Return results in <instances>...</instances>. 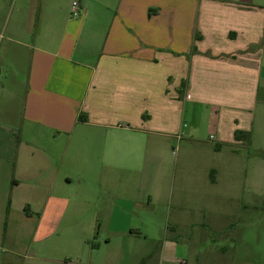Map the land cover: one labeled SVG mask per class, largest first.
<instances>
[{
  "label": "crops",
  "instance_id": "0c3cea01",
  "mask_svg": "<svg viewBox=\"0 0 264 264\" xmlns=\"http://www.w3.org/2000/svg\"><path fill=\"white\" fill-rule=\"evenodd\" d=\"M203 111L219 144L202 203L264 210V0H0V264H64L32 242L67 216L69 174L109 189Z\"/></svg>",
  "mask_w": 264,
  "mask_h": 264
},
{
  "label": "rangeland",
  "instance_id": "374dc122",
  "mask_svg": "<svg viewBox=\"0 0 264 264\" xmlns=\"http://www.w3.org/2000/svg\"><path fill=\"white\" fill-rule=\"evenodd\" d=\"M209 115L203 111L193 117L194 134L187 125L180 138L158 143L157 154L131 159L133 163L115 173L109 189L105 183H82L70 173L73 183L64 191L62 206L68 214L58 224L43 223L44 232L32 242L34 253L64 264H163L161 247L175 237L179 250L164 264H232L247 258L264 264L263 208L243 218L235 201L202 203L211 181L207 169L215 163L219 144L210 138ZM221 176L219 183L227 182ZM158 187H163L161 197ZM108 195L117 203L104 212ZM256 216L261 217L259 224L252 222Z\"/></svg>",
  "mask_w": 264,
  "mask_h": 264
},
{
  "label": "trees",
  "instance_id": "16d2710c",
  "mask_svg": "<svg viewBox=\"0 0 264 264\" xmlns=\"http://www.w3.org/2000/svg\"><path fill=\"white\" fill-rule=\"evenodd\" d=\"M200 37H201L200 35H196V38L199 39ZM194 52H197V49L194 48ZM186 88H187V81L184 80L182 82V85L179 91L180 98H183L185 96ZM80 120L86 121L87 118L85 116H81ZM235 139L238 141H242L245 146H249L251 144V133L237 130L235 132Z\"/></svg>",
  "mask_w": 264,
  "mask_h": 264
},
{
  "label": "built area",
  "instance_id": "2783aa9c",
  "mask_svg": "<svg viewBox=\"0 0 264 264\" xmlns=\"http://www.w3.org/2000/svg\"><path fill=\"white\" fill-rule=\"evenodd\" d=\"M72 18L77 19L81 16V11H80V4L75 1L72 4V12H71ZM211 139H214V136H211Z\"/></svg>",
  "mask_w": 264,
  "mask_h": 264
}]
</instances>
